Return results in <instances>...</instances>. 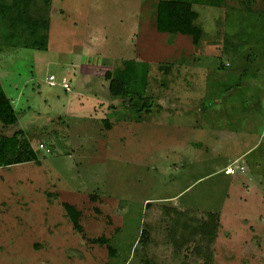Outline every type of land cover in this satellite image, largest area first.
<instances>
[{
    "label": "rangeland",
    "instance_id": "obj_1",
    "mask_svg": "<svg viewBox=\"0 0 264 264\" xmlns=\"http://www.w3.org/2000/svg\"><path fill=\"white\" fill-rule=\"evenodd\" d=\"M182 1L198 44L156 30L158 0H33L46 51L0 32V134L37 156L0 168V264H264V0ZM125 60L152 107L108 93Z\"/></svg>",
    "mask_w": 264,
    "mask_h": 264
},
{
    "label": "trees",
    "instance_id": "obj_2",
    "mask_svg": "<svg viewBox=\"0 0 264 264\" xmlns=\"http://www.w3.org/2000/svg\"><path fill=\"white\" fill-rule=\"evenodd\" d=\"M9 1L0 0V32L2 36L6 35L9 41H11V38H17L15 36L16 32L25 36V32L22 33L21 31L28 29L27 32L32 41L24 48L46 51L48 44V22L47 20L38 22L29 17V5L33 0ZM197 19L198 14L193 10L189 2L182 0H158L156 4L154 25L159 33L180 34L191 38L193 44H198L203 36V32L196 25ZM42 31L45 32L41 33ZM13 47L18 48V45ZM147 74L148 66L146 63L133 60L122 61L120 67L111 73L107 72L105 75V80L108 81V93L122 100H130V102L132 98L137 97L139 101L152 107V100L145 97ZM17 122L18 118L12 104L5 96L0 85V127L4 129L9 128L15 126ZM19 135V131L13 133L11 136L0 134V168L37 161L36 153L29 146L25 145L22 149H16ZM62 207L73 227L78 232H81L78 222L80 217L79 212L69 204H62ZM97 242L102 243L103 241L98 240Z\"/></svg>",
    "mask_w": 264,
    "mask_h": 264
},
{
    "label": "built area",
    "instance_id": "obj_3",
    "mask_svg": "<svg viewBox=\"0 0 264 264\" xmlns=\"http://www.w3.org/2000/svg\"><path fill=\"white\" fill-rule=\"evenodd\" d=\"M48 85H49V86H55V85H56V83L54 82V78H53L52 76L49 77V79H48ZM60 87H61L63 90H65V91H70V85H69V83H68L67 81H63V82H61V83H60ZM39 148H40V149H43L44 147H43V145H40Z\"/></svg>",
    "mask_w": 264,
    "mask_h": 264
},
{
    "label": "crops",
    "instance_id": "obj_4",
    "mask_svg": "<svg viewBox=\"0 0 264 264\" xmlns=\"http://www.w3.org/2000/svg\"><path fill=\"white\" fill-rule=\"evenodd\" d=\"M64 91H65V90H64ZM65 92H69V91H65ZM263 117H264V114H263ZM263 124H264V118H263ZM233 161H238V157H236V158L230 160L228 163L231 164ZM229 164H228V165H229ZM225 167H226V166H225ZM228 168H229V167H228Z\"/></svg>",
    "mask_w": 264,
    "mask_h": 264
}]
</instances>
